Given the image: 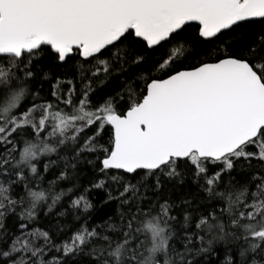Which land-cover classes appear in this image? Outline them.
I'll use <instances>...</instances> for the list:
<instances>
[{"label":"snow or ice","instance_id":"1","mask_svg":"<svg viewBox=\"0 0 264 264\" xmlns=\"http://www.w3.org/2000/svg\"><path fill=\"white\" fill-rule=\"evenodd\" d=\"M0 264H264V0H0Z\"/></svg>","mask_w":264,"mask_h":264}]
</instances>
